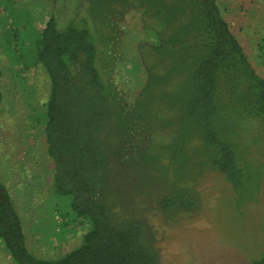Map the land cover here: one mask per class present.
I'll return each mask as SVG.
<instances>
[{
    "label": "rangeland",
    "instance_id": "374dc122",
    "mask_svg": "<svg viewBox=\"0 0 264 264\" xmlns=\"http://www.w3.org/2000/svg\"><path fill=\"white\" fill-rule=\"evenodd\" d=\"M96 2L0 0V182L20 214L28 250L38 258L60 259L81 243L88 229V224L71 222L72 217L66 216L64 199L54 192L55 167L46 152L44 113L50 83L33 54L36 35L54 16L60 27L73 22L91 29L99 49L100 68L104 71L107 67L114 89L127 98L129 112L142 120L137 128L140 135L133 138L141 140L140 145L157 158V164H132L127 181L126 174L114 170L107 176V184L115 187L110 197L119 198L121 193L122 199H127L124 214L142 220L150 230L160 264H249L261 258L264 126L234 113L232 102V110L226 109L218 119L221 137L236 145L246 167V183L234 190L207 164L210 155L204 153L200 132L184 121L187 95L182 87H188L189 78L187 73L180 74L170 53H153L151 45L158 46L160 39L144 31L151 24L142 10L144 6L137 0L101 3L104 14L99 19H103L101 25L113 40L109 60L110 53L104 56L97 41ZM220 9L252 68L264 77V0H221ZM171 30L167 28L169 34ZM180 143L187 162L174 173L169 161ZM160 167H167L168 172L160 174ZM122 184L137 189V194L120 188ZM161 189H190L192 196L198 194L195 207L166 216L158 209V200L147 197V193L159 196ZM120 207L118 211H122ZM0 264H14L1 241Z\"/></svg>",
    "mask_w": 264,
    "mask_h": 264
},
{
    "label": "trees",
    "instance_id": "16d2710c",
    "mask_svg": "<svg viewBox=\"0 0 264 264\" xmlns=\"http://www.w3.org/2000/svg\"><path fill=\"white\" fill-rule=\"evenodd\" d=\"M220 1L137 3L144 6L142 10L151 22L144 31L160 39L158 46L151 45L153 53H170L180 74L187 73L188 87H182L187 95L184 121L200 132L204 153L210 155L207 164L222 174L234 190H239L247 181L246 167L236 145L221 137L218 119L226 109L233 108L234 113L264 126V77L252 68L222 14ZM102 2L105 0H97L95 8L97 41L104 56L110 53L111 60L113 40L101 25L103 19H99L104 14ZM167 28H172V35ZM35 45L34 62L43 68L50 83L44 133L46 152L55 167L54 192L64 199V211L72 217L71 222L88 224V229L81 243L62 258H38L28 250L20 214L0 182V241L5 251L14 264H160L146 224L124 214L129 203L121 193L119 198L110 197L115 187L107 182L114 170L126 174L127 181L132 173H127L131 171L129 166L136 162L157 164V158L146 153L141 140L133 138L140 135L137 128L142 120L129 112L127 98L114 89L107 67L104 71L100 68L94 34L83 24L71 22L60 27L52 16L36 35ZM180 66L186 71L182 72ZM149 89L150 83L145 88L147 94ZM2 99L0 88V105ZM135 104L138 102H132ZM171 154L169 166L177 173L187 162L183 143ZM160 170V174L168 172L167 167ZM121 187L132 195L138 192L133 187L128 189L129 185ZM190 192L161 189L159 196L147 193V197L158 200V209L172 216L195 207L198 194L192 196ZM249 264H264V256Z\"/></svg>",
    "mask_w": 264,
    "mask_h": 264
}]
</instances>
